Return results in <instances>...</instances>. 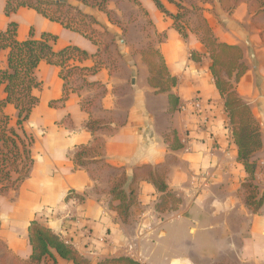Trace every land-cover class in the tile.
Masks as SVG:
<instances>
[{
	"label": "crops",
	"instance_id": "0c3cea01",
	"mask_svg": "<svg viewBox=\"0 0 264 264\" xmlns=\"http://www.w3.org/2000/svg\"><path fill=\"white\" fill-rule=\"evenodd\" d=\"M136 1L109 0L107 10L116 24L97 8L79 7L98 21L93 25L96 45L32 9L7 16L6 0H0V31L15 23L19 41L50 34L57 38L55 50L76 46L92 56L84 63L87 68L103 62L99 72L84 77L86 83L83 78L73 82L76 90L64 102L60 69L45 62L36 69L41 86L33 93L39 104L25 124L34 138V163L16 190L2 193L0 185V264H34L28 237L33 221L51 229L92 264L120 257L140 264H264V204L257 214L246 205L242 184L248 174L238 162L206 47L194 32L185 40L153 0ZM161 1L169 14L178 12L174 3ZM184 5L202 8L218 41L244 51L248 70L237 92L260 124L262 149L254 157V183L263 195L264 14L257 13L264 9V0H240L231 11L233 0H186ZM146 21L162 40H147ZM145 41L160 50L169 73L178 79L173 93L181 106L174 114L169 113L168 94L156 95L149 85L150 73L141 56ZM112 45L119 55L108 52ZM192 52L202 54L200 63L191 59ZM8 54L0 51V70L7 68ZM5 97L2 87L0 98ZM6 111L16 117L13 106ZM90 122L101 128L92 131ZM172 132L183 149L170 148ZM82 147H98L99 153L86 158L90 164L78 167L74 157ZM165 163L169 192L180 204L160 214L156 205L162 194L144 179L142 170ZM124 176V191L136 190L127 223L110 209V203L118 204L111 190ZM54 255L56 264H73Z\"/></svg>",
	"mask_w": 264,
	"mask_h": 264
},
{
	"label": "trees",
	"instance_id": "16d2710c",
	"mask_svg": "<svg viewBox=\"0 0 264 264\" xmlns=\"http://www.w3.org/2000/svg\"><path fill=\"white\" fill-rule=\"evenodd\" d=\"M158 9L173 20L176 31L187 40L189 37V21L196 17L197 34L211 59L210 72L215 86L224 100L225 111L233 126L232 134L238 148V162L243 165L248 177L242 184L246 194V205L254 213H259L264 204V194L260 195L255 185V154L262 149L260 124L253 115L250 106L239 96L237 86L246 74L248 67L244 62V51L237 45L219 42L214 36L211 27L203 16V9L184 5L186 0H168L176 5L178 12L169 14L161 0H153ZM206 1V0H203ZM109 0H6L5 13L10 16L18 10L26 8L35 10L50 21L61 24L65 29L84 35L94 44H98L97 32L93 25L98 21L84 13L79 7H94L107 14L110 22L112 13L107 10ZM137 4V1L134 0ZM240 0H233V5L228 10L234 9ZM257 14H264V9ZM57 38L50 34H43L40 39L33 36L26 41L17 40V24L11 23L6 31H0V51L9 50L8 66L0 70V90L3 87L5 99L0 98V185L2 193L16 190L30 175L34 159L32 146L34 138L25 130V124L29 120L34 108L39 104L34 90L40 88L41 83L35 78V71L41 62L56 66L60 69L59 76L64 82V93L61 102L66 101L72 92L73 82L77 78L95 75L103 68V62L96 61L92 68H87L84 63L92 58L87 52L76 46H67L62 50H55L54 44ZM99 55V54H98ZM142 60L148 67L149 85L155 94H168L170 109L174 114L180 109V100L173 93L178 86V79L172 76L167 68L164 57L159 49L150 46L141 52ZM202 54L192 52L191 59L195 63L202 61ZM85 82V79H84ZM86 83V82H85ZM13 106L16 117L7 113V106ZM92 131L99 130L100 125L95 122L88 124ZM172 150L184 148L178 142L176 133L172 132ZM98 147H82L76 153L74 160L76 166L85 167L90 164L86 158H96ZM90 156V157H89ZM148 169L145 180L152 183L159 193L161 201L156 205V211L160 214L174 211L178 208L180 200L169 192L166 183L168 164ZM135 177L133 183L135 182ZM126 177L114 183L111 190L113 202L110 209L117 212L123 223L130 218L132 206L136 203V190L131 187L127 194L123 187ZM172 203V204H171ZM29 243L32 248L31 262L39 264L42 260L50 258L53 264L58 257L73 264H92L81 256L73 247L65 244L51 229L37 221L31 222L28 228ZM98 264H140L129 257L108 259Z\"/></svg>",
	"mask_w": 264,
	"mask_h": 264
},
{
	"label": "rangeland",
	"instance_id": "374dc122",
	"mask_svg": "<svg viewBox=\"0 0 264 264\" xmlns=\"http://www.w3.org/2000/svg\"><path fill=\"white\" fill-rule=\"evenodd\" d=\"M126 10L127 11H129V8H128V6H126ZM141 13V12H140ZM145 17V16H144ZM145 19V18H144ZM196 17H193L192 16V18L190 19V21H189V29L188 30H191V32H194L195 33V31H196V27H197V21H196ZM112 20L114 21V22H112V23H118V21L116 20V18L115 17H112ZM147 20V19H146ZM148 22H149V20H148ZM147 21H146V27L143 29V32H144V36H146L147 37V40L148 41H150V40H154V42H156V39H159V40H162V37H157V36H154V34H153V32H152V28L150 27V25L151 24H149ZM136 39L138 40L139 38H138V35L136 34ZM141 39V38H140ZM148 41H145V42H142V47H143V50H145V49H147L148 47H150V46H153V47H155V45L153 44V42H148ZM113 47H111V49H108V52H115V53H117L118 55H119V48L116 46H114V45H112ZM110 48V47H109ZM142 50V51H143ZM141 51V52H142ZM115 60H117L116 58H115ZM114 60V61H115ZM229 119V118H228ZM229 127H230V129L232 130L233 129V126L231 125V123H230V120H229ZM27 128V131H28V133H30V129H31V127L30 126H27L26 127ZM171 162H172V160H171ZM167 164H169V163H167ZM147 171H148V169H144V170H142V174L144 173V174H146L147 173ZM121 178H119L118 180H120ZM117 180V181H118ZM172 204V203H171Z\"/></svg>",
	"mask_w": 264,
	"mask_h": 264
},
{
	"label": "built area",
	"instance_id": "2783aa9c",
	"mask_svg": "<svg viewBox=\"0 0 264 264\" xmlns=\"http://www.w3.org/2000/svg\"><path fill=\"white\" fill-rule=\"evenodd\" d=\"M88 234H90L89 236H91V233L90 232ZM130 250L132 251V247H130Z\"/></svg>",
	"mask_w": 264,
	"mask_h": 264
}]
</instances>
